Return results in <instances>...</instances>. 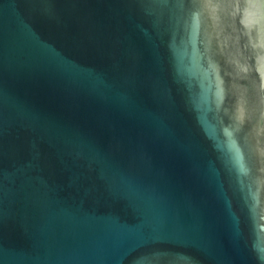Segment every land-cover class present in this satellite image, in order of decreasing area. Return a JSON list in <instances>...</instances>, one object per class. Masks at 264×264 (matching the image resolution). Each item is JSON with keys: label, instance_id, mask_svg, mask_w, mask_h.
Masks as SVG:
<instances>
[{"label": "water", "instance_id": "obj_1", "mask_svg": "<svg viewBox=\"0 0 264 264\" xmlns=\"http://www.w3.org/2000/svg\"><path fill=\"white\" fill-rule=\"evenodd\" d=\"M0 264H264V0H0Z\"/></svg>", "mask_w": 264, "mask_h": 264}]
</instances>
